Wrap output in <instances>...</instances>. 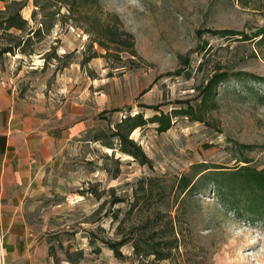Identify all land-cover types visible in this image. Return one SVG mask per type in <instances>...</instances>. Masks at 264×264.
I'll list each match as a JSON object with an SVG mask.
<instances>
[{
  "label": "rangeland",
  "instance_id": "374dc122",
  "mask_svg": "<svg viewBox=\"0 0 264 264\" xmlns=\"http://www.w3.org/2000/svg\"><path fill=\"white\" fill-rule=\"evenodd\" d=\"M26 2L39 29L26 52L0 56V85L65 138L21 224L0 226V264H264V219L221 204L209 176L178 186L194 163L264 166V0ZM105 25L130 32L136 52L109 53L95 40ZM20 33L1 28L0 44ZM221 72L215 104L203 103L199 86ZM139 111L148 121L130 137L146 163L114 135ZM160 111L173 117L165 131L151 119ZM16 236L25 255L9 252Z\"/></svg>",
  "mask_w": 264,
  "mask_h": 264
},
{
  "label": "trees",
  "instance_id": "16d2710c",
  "mask_svg": "<svg viewBox=\"0 0 264 264\" xmlns=\"http://www.w3.org/2000/svg\"><path fill=\"white\" fill-rule=\"evenodd\" d=\"M26 4V0H11V2H7L6 5L0 9V29L7 30L14 27L22 31L20 35L16 36L19 39L14 43L0 44V56L6 52H14L16 49L26 52V48L24 46L20 47V45L23 40L24 42L30 43L33 35L37 33L39 27L35 28L33 24H30L29 18L23 16L21 12ZM36 12L37 11L33 9L31 17L34 18ZM100 33L102 38H95V40L105 47L109 53L114 49L116 51L123 50L124 47L131 53L136 52L133 35L130 32L114 30L111 26L105 25ZM262 33H264V29ZM32 51L33 50L30 52ZM227 77L228 75L225 72L216 73L207 84L199 86V97H201L203 103L210 101L215 104L216 87ZM151 119L158 122V131L167 130L171 127L173 121L172 115L164 111L155 113ZM147 121L148 119L141 111L134 114L128 113L122 118L117 126V130L114 132V135H116L119 140L120 149L137 158L139 157L142 163L149 161V158L133 138L130 137V133L136 127L146 124ZM123 123L128 124V130H121L120 126ZM248 161L249 160H245L246 163L244 164H237L230 167L227 165H210L201 168L206 162L194 163L192 164V169H194L192 171L193 176H191L192 172L184 173L179 179L178 186L182 190H189L196 187L197 179L209 176L221 204L228 206L239 216L244 215L252 219H264V166L258 168L255 165L249 164ZM226 167L228 168L226 169ZM197 175L198 177L194 181ZM243 201L245 202L243 203ZM173 238L176 239L177 237L174 236ZM127 241L129 240L120 242V245ZM131 243L133 248L137 252H140L141 242L138 239H134ZM110 246L112 249H117L116 245L113 243L110 244ZM146 247H149L154 253H157L159 257H166L165 254H161V251L153 244H148Z\"/></svg>",
  "mask_w": 264,
  "mask_h": 264
},
{
  "label": "crops",
  "instance_id": "0c3cea01",
  "mask_svg": "<svg viewBox=\"0 0 264 264\" xmlns=\"http://www.w3.org/2000/svg\"><path fill=\"white\" fill-rule=\"evenodd\" d=\"M40 120L25 107L16 106L0 85V226L21 224L15 218L27 194L40 187L56 168L64 132L59 127L40 129ZM9 252L20 256L17 236L8 240ZM21 241H19V244ZM15 249L12 250L11 248Z\"/></svg>",
  "mask_w": 264,
  "mask_h": 264
},
{
  "label": "built area",
  "instance_id": "2783aa9c",
  "mask_svg": "<svg viewBox=\"0 0 264 264\" xmlns=\"http://www.w3.org/2000/svg\"><path fill=\"white\" fill-rule=\"evenodd\" d=\"M0 237H2V234H1V232H0ZM3 244H2V240H1V246H2Z\"/></svg>",
  "mask_w": 264,
  "mask_h": 264
}]
</instances>
